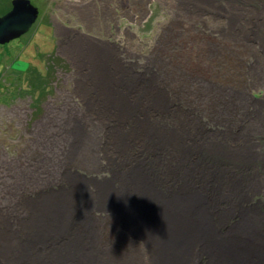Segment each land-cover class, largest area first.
<instances>
[{"label":"rangeland","instance_id":"1","mask_svg":"<svg viewBox=\"0 0 264 264\" xmlns=\"http://www.w3.org/2000/svg\"><path fill=\"white\" fill-rule=\"evenodd\" d=\"M117 1L75 0L77 16L69 20L57 10L62 1L31 0L39 13L30 31L0 44V195L4 199L17 196L11 193L13 188L28 196L39 184L40 192H60L66 187L68 168L89 178L85 179L89 183L112 182L111 171L118 164L154 161L145 153L151 150L136 139L128 150L112 144L113 123L102 116L113 113L102 110L91 82V49L107 46L117 51V67L127 72L129 80L138 75L144 84L154 81L176 105L197 104L208 110V117L219 109L214 98L232 94L247 102L235 105L238 113L264 109V0ZM181 113L179 107L169 105L170 116ZM148 114L145 120L159 126V114ZM246 116L242 134L253 150L264 153V126L256 128L253 116ZM237 121L212 128L225 131L227 124L232 127ZM79 125L83 128L77 129ZM259 171L264 176V169ZM58 175L59 185L52 183ZM91 189L95 191L92 185ZM253 201L264 204V188ZM95 218L105 238L114 234V242H122L127 231L117 211H96Z\"/></svg>","mask_w":264,"mask_h":264},{"label":"bare ground","instance_id":"2","mask_svg":"<svg viewBox=\"0 0 264 264\" xmlns=\"http://www.w3.org/2000/svg\"><path fill=\"white\" fill-rule=\"evenodd\" d=\"M106 47L89 50V61L102 110L113 113L102 116L113 123L112 144L128 150L136 139L154 161L118 164L112 182L89 183L68 168L60 192H40L39 184L28 196L13 188L17 196L11 201L0 195V264H264V204L253 201L264 188V153L242 134L248 113L256 128L264 126V109L236 112L237 103L247 102L235 94L214 98L219 109L209 117L197 104L183 108L159 83L144 84L138 75L129 80L117 67V51ZM169 105L182 113L170 116ZM147 106L163 123L153 127L145 120ZM229 120L238 121L225 131L212 128ZM60 182L59 175L52 181ZM111 210L127 231L119 244L92 219L96 211Z\"/></svg>","mask_w":264,"mask_h":264},{"label":"water","instance_id":"3","mask_svg":"<svg viewBox=\"0 0 264 264\" xmlns=\"http://www.w3.org/2000/svg\"><path fill=\"white\" fill-rule=\"evenodd\" d=\"M19 7L27 10V13L19 15ZM14 12H16V15H14ZM13 15L16 16V22L11 19ZM37 15V9L28 0H15L13 8L8 13L0 16V44L7 43L27 32L36 21Z\"/></svg>","mask_w":264,"mask_h":264},{"label":"flooded vegetation","instance_id":"4","mask_svg":"<svg viewBox=\"0 0 264 264\" xmlns=\"http://www.w3.org/2000/svg\"><path fill=\"white\" fill-rule=\"evenodd\" d=\"M14 1L15 0H0V16H3L4 14L8 13L13 8V2ZM59 1H62V4L57 8V10L60 11L59 12L60 14H62L65 17H68L69 20L72 17L75 18L77 16L76 8H75L76 5L72 6V2L75 0H59ZM112 1H114V0H112ZM118 1H119V3H123L122 0H118ZM68 3H70L69 6H68ZM31 27L29 28V30L27 32H25L24 34H22L19 37H23L24 35H26L30 31ZM50 27H51V30L53 31V29H52L53 26H50ZM64 27H66V25Z\"/></svg>","mask_w":264,"mask_h":264}]
</instances>
